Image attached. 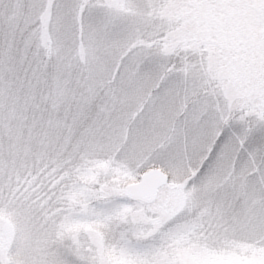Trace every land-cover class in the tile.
I'll list each match as a JSON object with an SVG mask.
<instances>
[{"label":"snow or ice","instance_id":"1","mask_svg":"<svg viewBox=\"0 0 264 264\" xmlns=\"http://www.w3.org/2000/svg\"><path fill=\"white\" fill-rule=\"evenodd\" d=\"M0 264H264V0H0Z\"/></svg>","mask_w":264,"mask_h":264}]
</instances>
